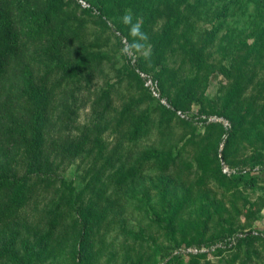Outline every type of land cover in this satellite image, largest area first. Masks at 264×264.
Here are the masks:
<instances>
[{
    "label": "trees",
    "instance_id": "16d2710c",
    "mask_svg": "<svg viewBox=\"0 0 264 264\" xmlns=\"http://www.w3.org/2000/svg\"><path fill=\"white\" fill-rule=\"evenodd\" d=\"M85 1L90 8L76 0H0V264H45L63 255L69 261L59 264H98L104 253L96 241L107 235L105 227L123 237V264H159L161 258L164 264H185L156 240L151 232L157 226L167 230L176 248L215 246L246 233L231 246L236 252L228 264L261 262L264 237L252 232L264 233V198L250 203L245 195L264 193V78L247 93L264 73V0H246L254 14L232 46L222 48L230 59L220 68L227 83L220 82L219 95L212 98L206 94L213 71L208 62L225 20L234 14L232 1ZM125 9L140 19L150 46L148 54L126 55L127 62L137 58L124 70L141 96L129 95L116 105L118 84L106 72L112 60L98 38L89 37L86 22L98 15L103 28L110 23L128 44L132 37L119 19ZM199 24L205 28L202 45L193 40ZM177 49L181 58L171 67L168 54ZM143 74L153 78L159 97L146 87ZM103 77V86L93 87ZM83 98L84 107L90 105L86 122L63 142L51 143L53 136L65 137L61 127L65 120L74 122V107ZM193 107L196 125L177 115ZM175 117L191 130L182 146L152 143L156 131L165 140ZM142 141L149 144L135 153ZM244 143L250 154H243ZM60 154L65 160L95 158L85 187L61 177L54 165ZM224 165L237 173L225 174ZM60 181L62 191L54 189ZM43 198L48 202L40 206ZM32 206L40 207L36 215L24 218ZM134 208L149 221L147 229L128 221L125 212ZM186 213L195 220L182 225ZM130 242L143 249L129 253ZM187 264L213 262L204 252L191 254Z\"/></svg>",
    "mask_w": 264,
    "mask_h": 264
},
{
    "label": "rangeland",
    "instance_id": "374dc122",
    "mask_svg": "<svg viewBox=\"0 0 264 264\" xmlns=\"http://www.w3.org/2000/svg\"><path fill=\"white\" fill-rule=\"evenodd\" d=\"M229 1H232L233 4L236 5V8H232V11L234 12V14H232L230 17H228L225 20L226 22L225 28H223V30L219 34L217 41L214 42L211 48L212 58L208 62L209 64H212L213 66L212 75H210L209 83H208L209 85L206 90V94L210 98L219 95L218 89H219L220 82L225 81V84L227 83V80L223 78V76L220 74V68L223 67L224 64H229L230 59L228 57H224L222 48H225L227 46L230 48L232 46V43L235 42L234 40H237L239 35L242 34L241 31L243 30L244 25L247 24V21H250V16L254 14V7H252V5H248L246 3V0H241L239 3H236L237 0L235 1L227 0V2ZM243 5L248 6L249 8L247 7V8L240 9L239 7ZM97 16L98 15L94 14L95 20L89 19L86 22L87 23L86 28H87L89 37H91L92 39L93 37L98 38L97 43H100L103 45V49L107 50L112 60V63L106 64V72L108 74L107 79H109L111 83L118 84L117 89H118L119 95L116 94V97L114 99L115 104L119 105L121 103L120 101L123 100L125 97L126 98L129 97V95L130 96L134 95L136 98L140 97L141 89H139L136 86L134 81L129 79L127 73L124 70V68L128 66L131 67L132 63H136L137 58L133 57L132 62H127L126 55H122L120 51L123 47L122 45H119V44H122L121 42L126 44L125 40L122 39L121 41V36L119 32H116L115 28L113 26H110L111 25L110 23H109V27H111L110 29L103 28L101 24L98 23L99 21L97 19L98 18ZM198 28L199 29H196L197 31L194 33L193 40L195 43L197 41L199 42V45H202L201 44L202 42L201 33L205 28H202V24H199ZM148 53L149 51L146 50L143 54H148ZM181 53H182L181 49H177L176 52H172L168 54V59H170L169 65L171 67H174L175 65L173 61L179 60L181 58V55H180ZM187 63H189V61H187ZM259 75H260V79L259 77H257V79H254L253 84L249 86L247 93L250 92L251 90H254L255 88L254 86H258L260 84V80L264 78V73L262 71L259 73ZM142 76L144 79H146L145 80L146 87L150 81H152V83L156 85L152 77L150 76L148 77V75L146 74H143ZM122 77H123L122 82H119L118 80ZM105 79H106L105 77L99 78L98 82L95 83L93 87L103 86ZM66 92H70V91L66 90ZM159 95L160 93L157 92V96ZM83 99L84 101L80 100V102L77 103L74 107L75 110L77 111V114H72V119L74 120V122L68 123V120H65L64 125L61 127V130L63 134L65 135V137H59V135L53 136L51 137V143L57 144V143L63 142L68 136L74 133H77L79 131V128L81 127L79 125H82L84 122H86L88 114H90V105L88 104L86 107H84V102L86 101V99L85 98ZM181 113L182 114L177 113V115L181 119H186L190 121V122H187L188 124L192 123L196 125L198 123L197 119L194 117L196 114H198L197 107H193L190 110V112H187V113L181 112ZM193 117H194V120L192 121L191 119H193ZM210 121H213V122L222 121L225 126H229V122L224 119L212 117L210 118ZM66 126L68 127L66 128ZM201 126H202L201 124L198 125L199 128H201ZM190 131L191 130H189L186 127V124L181 123V121H179L175 117L173 121V129L171 130L170 133L169 132L165 133V137H166L165 140L162 139L160 132L156 131V133L152 137L153 140L151 142L154 144H157L158 147L171 145L174 147V149H177L178 147H181L183 144L182 137L188 136L190 134ZM200 131H202V129H200ZM105 139L106 141L108 139L109 141L112 142L113 137L109 138V136L107 135ZM147 144H149V141L140 142L139 145L136 147L135 153L137 151H141ZM247 145H248L247 143H244L243 145V147H247V149L246 148L244 149L243 154L245 153V151H248V149L251 147ZM222 150H223V145L220 146L219 151L221 152ZM248 152L250 154V152L252 151H248ZM191 153H192V150L189 149L187 153L185 154L186 157L190 156ZM63 156L64 155L60 154L57 156V158H54L55 159L54 165H58V173L61 175L62 178H65L68 181H72L75 187L77 188L85 187L86 181L89 179L88 170L90 169L91 165L94 163L95 158L79 156V157H76L75 159L65 160ZM104 161H105V158L100 159V164ZM54 189L62 191L63 190L62 182L61 181L58 182L57 186H55ZM216 195L217 197L219 195V198H220L221 197L220 191H218ZM245 196H247V200L250 203L259 202L258 199L264 198V193L262 192V190H253V191H248ZM43 200L45 201H43L42 203L40 199V206L48 202L47 198H43ZM243 203H244V200H241L240 208L242 210H243ZM130 204H132V202ZM36 208H40V207L34 208L32 206L31 209H27V212L24 215V218H27L28 215L30 216L36 215L35 214ZM126 212H125V214L127 215L126 217L128 221L131 224H133V226L140 225V227L142 226L143 228H146L149 225V221L143 217V214L140 212L139 209L134 208L132 209V211H128L127 213ZM242 215H243V211H242ZM242 215L240 216L239 220L241 224H245L246 222L245 216H242ZM263 215H264V211H263ZM190 220H195V216L191 215L190 213H186L182 221V225L184 224L188 225ZM31 223H33V221H28V225ZM213 225H215V222L211 223V228L214 227ZM105 232H107V235L100 234L99 241L98 240L96 241L97 246H102V250L104 253L103 255L104 257H102V259L99 261L98 264H123L122 258L125 256V250H127V248H125L124 251H121V247L119 246L120 245L119 242L123 240V237L120 236L118 238L117 234L114 233L117 231L113 230L112 228L109 230V228L105 227ZM148 233L149 231H147V235ZM151 233L154 234V236L157 238L156 240L159 242V244H162L164 247H167L169 251L173 252V255L181 256L185 264L189 262L191 254L197 255V254H201L204 252L208 253V259L211 260L213 264H226V263L228 264L229 260L233 258L236 252V251H233L232 249L233 247L231 248V246H233L234 244H231L230 242H226V240L217 243L215 246H210V247H208L209 245L202 246L201 248H198L197 246L188 247L184 243H182L180 247L176 248L175 246L173 247V243L168 238L167 230H165L164 228L162 229L159 226H157L156 228L154 227L153 232ZM181 233H182V229L179 228L177 231V234H178L177 237L181 236ZM130 246H131V249L129 253H131L133 249L134 250L143 249V244H134L133 242H130ZM217 248L227 250V251H224L223 256H217V255L214 256L213 252ZM134 253L135 252H132L133 255ZM260 253L262 256L261 262L258 259L253 258L252 262L247 263L248 261H246V264H264V256H263L264 248L262 251H260ZM68 259L69 257L67 255H63L62 257H59L57 260H48L47 262H45V264L68 263L69 261ZM164 263H165V260L161 258L159 260V264H164ZM128 264H131V262H129ZM236 264H242V262L238 261V263Z\"/></svg>",
    "mask_w": 264,
    "mask_h": 264
},
{
    "label": "clouds",
    "instance_id": "9594fccd",
    "mask_svg": "<svg viewBox=\"0 0 264 264\" xmlns=\"http://www.w3.org/2000/svg\"><path fill=\"white\" fill-rule=\"evenodd\" d=\"M128 27L132 41L125 44L120 50L122 55L144 53L149 45V35L143 31V25L139 18H135L131 9H125L124 14L119 18Z\"/></svg>",
    "mask_w": 264,
    "mask_h": 264
},
{
    "label": "built area",
    "instance_id": "2783aa9c",
    "mask_svg": "<svg viewBox=\"0 0 264 264\" xmlns=\"http://www.w3.org/2000/svg\"><path fill=\"white\" fill-rule=\"evenodd\" d=\"M76 1L82 6V8H84V9L90 8L89 3H87L85 0H76ZM147 87H149L151 89V92L153 93V95H155L156 97H159V96H157V92H158L157 86L154 85L152 83V81H150L147 84ZM162 103L164 105H166L167 107H170V105L167 102H165V100H162ZM178 114H182V113L178 112ZM223 172L227 175H231V174L237 173V170L230 169L229 167L224 165ZM252 234L253 235H262L264 237V233H261L258 230H253ZM245 235H246V233H239V234L235 235L234 237L230 238L229 240H227V242H230L231 244H235L238 238H243V237H245Z\"/></svg>",
    "mask_w": 264,
    "mask_h": 264
}]
</instances>
